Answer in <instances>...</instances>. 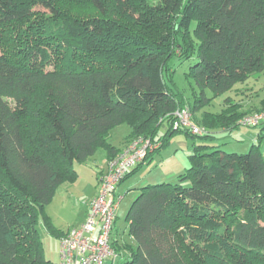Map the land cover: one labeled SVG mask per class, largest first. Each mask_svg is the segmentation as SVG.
<instances>
[{"label":"trees","instance_id":"trees-1","mask_svg":"<svg viewBox=\"0 0 264 264\" xmlns=\"http://www.w3.org/2000/svg\"><path fill=\"white\" fill-rule=\"evenodd\" d=\"M172 57L192 60L191 100L169 76ZM263 70L264 0H0V264H54L38 226L66 233L45 208L77 180L74 163L121 151L109 141L119 126L125 145L161 142L119 184L173 134L199 140L175 182L136 189L128 239L112 228L116 264H264V124L245 153L210 140L264 110V85L252 112L228 99L218 113L205 109ZM184 107L205 134L173 129Z\"/></svg>","mask_w":264,"mask_h":264},{"label":"rangeland","instance_id":"rangeland-1","mask_svg":"<svg viewBox=\"0 0 264 264\" xmlns=\"http://www.w3.org/2000/svg\"><path fill=\"white\" fill-rule=\"evenodd\" d=\"M37 9L42 12H47V9H44L42 6L38 7ZM191 64L192 60L181 61L178 57H172L168 61V67L170 71L169 76H171V80L178 88L182 90L184 96L189 100H191L192 91L196 89L194 83L186 78V73L188 72L189 66ZM263 85L264 70L260 73H254L244 82L236 84L235 88L243 91L244 88L247 87L248 91H251L255 94H261ZM206 95L207 97H211L210 91H206ZM228 96L232 97V91L225 94V96L213 99L206 110L209 112H219L222 106L221 104L223 103V99ZM6 99L10 105L14 106L12 99ZM240 127L241 128L239 132H253L257 129L253 127ZM123 128H125V130ZM127 128V126H119L115 128L111 132L110 140L112 137H117L119 134L122 135L124 131L125 135H128L126 132ZM164 131V127L161 126L158 132L160 137L164 135ZM198 140L199 139L194 140L182 132L173 134L168 140L166 146H164L160 152L155 154L148 162L144 163L139 171L133 177H131V179H128L123 187L118 190L117 193L122 197V199L118 204L119 209L116 212V219L113 227V233L117 234L118 240L122 241L128 239V237L125 235V215L131 202L138 195V191L133 189L135 185H137L140 180H144L145 178L149 180V184L159 183L156 182L158 177L155 179V176H158L157 173L164 175V179H170V183L175 182L176 176L174 177V174L182 170L184 171V169L188 166V155L191 152L192 143L195 141L198 142ZM224 141L226 142L227 140H221V142L216 143H225ZM158 143L159 148L161 146V142ZM226 146L227 144L221 147L230 152L231 145H228L229 148ZM102 151L103 150H98L93 157L87 160L86 163H74V168L78 174L77 180L74 183H63L57 189L52 200L46 206L45 215L50 219L52 224L56 225H53L56 227V229L63 231L65 228H67V226L71 227L72 223L75 224L76 220L78 219L77 215L79 209L82 206V202L85 200L88 193L92 191L91 182L95 180L94 171L98 170L99 167H104L102 166L104 163ZM58 226L61 228H57ZM38 232L43 243L45 257L52 263L59 264V240L52 234L48 233L42 223L38 226ZM111 263L112 261H108V264Z\"/></svg>","mask_w":264,"mask_h":264},{"label":"built area","instance_id":"built-area-1","mask_svg":"<svg viewBox=\"0 0 264 264\" xmlns=\"http://www.w3.org/2000/svg\"><path fill=\"white\" fill-rule=\"evenodd\" d=\"M173 129L188 128L194 135H203L206 130L191 121L188 107L174 113ZM243 127H258L264 124V110L243 116ZM158 142L138 137L128 142L121 151L107 160L106 168L97 179V192L90 201L86 218L77 227H71L59 239V264H115L117 254L110 245L113 222L121 197L116 189L128 170L143 162L149 152L156 150Z\"/></svg>","mask_w":264,"mask_h":264},{"label":"crops","instance_id":"crops-1","mask_svg":"<svg viewBox=\"0 0 264 264\" xmlns=\"http://www.w3.org/2000/svg\"><path fill=\"white\" fill-rule=\"evenodd\" d=\"M230 91H232V97L228 96V97H225L223 99V103L221 104L222 106H221L220 111L226 106L225 99H228V100H231L233 103L239 104L240 105V107H239L240 111L252 112V111H254V109L259 107V102L263 97L262 92H261V94H258V93L255 94L251 91H248L247 87L244 88V90L242 91L238 88H235V86H234ZM230 91H228V92H230ZM227 93H225V94H227ZM225 94H223L222 96H225ZM222 96H220V97H222ZM211 113H218V112H211ZM240 128L241 127H239L238 129H236L232 132H228L225 130H218V131L214 132V134H213L214 138L210 139L212 145H216L217 144L216 142H221V140H227L226 142L224 141L225 143L223 145L227 144V146H226L227 148H229L228 145H231L230 146L231 151L236 152V153H243V152L247 151L249 146H251L253 143L256 142L258 129H256V131H253V132L252 131L239 132ZM123 129L125 130V128H123ZM126 132H127V134L129 133L128 128H127ZM126 136L127 135H125V131H124V133L122 135L119 134L117 136L118 138L115 136L114 137L115 139L112 137L111 140H109V141L111 144H113L115 147H117L119 150H121L125 145L124 138ZM112 139H114V140H112ZM217 145H219V143ZM261 152L264 156V139H263L262 144H261ZM102 153L104 156V161H103L104 163L102 166H104V167L103 168L99 167L98 170L94 171L95 172V176H94L95 180H93L91 182L92 183L91 184L92 191L90 193H88L87 197L82 202V206L79 209L78 215H77L78 219L76 220L75 224H73V223L71 224V227H77L84 222L86 215H87V212H88L89 203L96 195V192H97V176L100 174L101 171H103L106 168V163H107L106 153L104 151H102ZM182 171H179L176 174H174V177ZM157 175L158 176H155V179H156V177H158V179H156V182L165 181V180L169 181L170 180V179H164L165 177L162 174L157 173ZM129 179H131V178H129ZM126 181L124 180L121 184L118 185V187L116 189V195H118V193H117L118 190L123 187V185L126 183ZM144 184H149V180L146 178L144 180H140L138 182V184L135 185V187L133 189L136 190L138 187H140ZM118 209H119V206H118L117 210ZM53 225H55V224H53ZM71 227L67 226V228H65L63 231H61L62 232L61 234H65ZM57 228L60 229L61 227L58 226Z\"/></svg>","mask_w":264,"mask_h":264}]
</instances>
